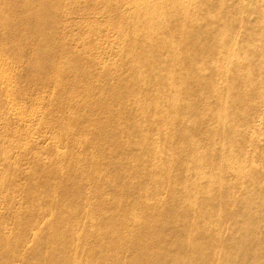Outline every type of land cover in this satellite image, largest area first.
I'll use <instances>...</instances> for the list:
<instances>
[{"label":"rangeland","instance_id":"1","mask_svg":"<svg viewBox=\"0 0 264 264\" xmlns=\"http://www.w3.org/2000/svg\"><path fill=\"white\" fill-rule=\"evenodd\" d=\"M174 1H183L192 17L187 21L190 24L189 35L183 38L168 37L170 34H163L162 30L163 35H160L159 28H154L156 31L147 32L145 35L130 38H126L117 28L110 29L114 20L119 18L118 15L129 17L136 12V5L129 0H112L107 8L108 14L102 11L95 12L97 0H64L62 6L66 13L62 19L64 25L59 35L50 39L41 33L21 34V29L29 18L28 13L24 12L25 7H29L27 4L21 3L24 10L19 7V0H7V4L3 5L4 8H9L4 18L9 24L6 28L0 26L1 56L3 61L11 65L6 68L11 71L9 68L13 66L15 73L8 84L11 92L9 91L7 96V88L0 86V240L3 242L4 237L6 238L5 245L2 244L3 253L13 252L21 257L16 264H35L36 257L33 251L38 245L35 236L40 232H43L42 234L48 232L54 219L55 208L51 211L49 202L53 201L55 207H59L60 202L58 204L55 202L60 200V193L69 192L72 189L70 181L76 174L82 172L90 174L92 180L86 183L85 187L83 185L87 199L85 210L90 211L92 205L104 202V214L115 211L116 204L108 201L113 195L122 194L120 190L114 192V188L118 189V186L113 182L119 178L121 171L130 178L140 179L146 185L144 187L151 190L159 185V180L163 176L162 172H159L156 174L157 177L153 178L155 170L146 169L151 163L163 171L174 173L173 175L185 170V167L188 168L185 174L189 178V183L184 186L186 190L182 194L186 198L178 207L184 211V215H189V220L181 222L179 217L177 222H174L180 213L178 211L173 217L166 218L163 231L167 233V239L161 242V245L154 244L149 250L130 238L137 230L129 226V231H123L124 241L120 243L123 250L120 264H170L159 260L154 249L172 248L175 244L184 243L200 244L197 237L193 238L199 234V231L194 230L198 221L196 219L198 211L206 213L201 220L204 219L203 224L206 223L208 226L206 231L209 238L202 244L206 247L211 245L209 256L205 260H200L194 250L187 249L186 257L171 258L176 259L174 264H211V260L214 261L218 253L224 251L221 240L236 238L240 229L251 224L249 217L244 216L240 210L250 202L259 201L264 192V178L259 172L261 167L264 169V131L253 132L246 127L248 119L256 127L264 126V115L260 114L264 108V95L261 93V87H264V56L263 51H260L264 39V20L259 21L253 0H240L246 7L252 5L251 10L243 13L236 6V2L230 0L231 5L220 7L230 13L231 24H235L234 30L231 32L223 29L222 34L218 35L211 32L212 25L219 24L218 20L215 16L206 15V5L195 0ZM157 4L159 3H153L155 6ZM148 8L144 7V10L148 11ZM243 19L244 21H241ZM145 20L146 17H141L139 25L142 26ZM193 21H196L194 25ZM166 40L170 44L182 41H189V44L186 50H178L170 48L169 45L165 46ZM228 40L229 45L225 44ZM149 41L155 45L150 46L151 44L147 43ZM54 42H66L68 47L55 53V60L52 63L56 64L55 66L64 69L79 56H84L87 60L86 63L91 68L88 71L90 81L96 82V86L86 99L74 101L70 97L74 88L84 93L86 89L82 85L80 88V85H72L66 81L47 80L48 67L45 69L42 63L49 57ZM128 42L135 44L137 52L141 54L125 55L122 52L124 47L121 46ZM202 43L209 48L206 53L210 55L206 56L208 58H201L196 54ZM72 50L78 53H73ZM169 57L185 58L182 59V64H170V71L166 74L176 75L177 79L182 80L169 81L164 95L162 89L158 87L163 83L164 75H161L152 81V85L150 84L153 94L146 97L145 85L151 83V79L148 82L147 77L142 76L144 74H138L141 71L140 58L147 61V66L156 68L155 65L162 66L164 60H168ZM186 71H190L189 76H186ZM171 87L173 92L168 95ZM252 88L253 90L259 88L254 91L255 97L251 96ZM115 91L120 95L119 99L115 96ZM160 95L164 105L157 109L155 116L150 114L151 112L145 115L152 104L161 99ZM167 96L173 97V100L176 97L188 101L179 107L189 113L184 118L185 126L188 128L194 126L195 118L198 117L202 124L206 123L213 131L223 123V118L228 113L236 120L238 127L242 126L241 130L246 135L241 136L243 137V140L240 139L241 147H227L223 136L215 139V135H212L214 137L210 135V138L208 133L205 135V146L199 150L191 147L189 143L182 144L184 140L174 128L176 123H168L169 119L175 118L173 112L176 110L173 107L175 104L166 106ZM118 104L124 105L125 114L129 113L132 116L135 114L133 118L122 119L121 114L112 118L109 110L115 112ZM102 107L105 108L101 109ZM73 109L81 112V116H74ZM84 112L89 113L88 121L83 118ZM144 116H150L151 120H146ZM86 122L88 130L82 132L81 127ZM132 124H136L140 131L145 129L152 131L151 144L147 142L146 147H140L128 154L123 149H127L125 144L130 141L127 129ZM65 127H69L70 134L61 136ZM118 129L121 130V134L115 142L111 137H115ZM91 134L92 137L89 136ZM164 136L172 137L171 142H166ZM103 141H106L104 145ZM211 142L212 145L209 146ZM200 151L205 153L210 179L209 177L205 179L206 168L196 162L195 157ZM245 154L246 159L243 158ZM142 155L146 159L139 162L137 158ZM158 155L157 160L155 157ZM75 157L80 158L83 163L80 170L71 160ZM194 166L195 169L189 171ZM135 168L139 169V174L135 172ZM220 168H224L225 171L221 175L222 179L219 177L220 183L217 184L213 181L220 174ZM40 172L43 177H40ZM248 173L252 174L251 178L247 175L248 182H251L249 190L247 186L244 187V175ZM253 179L259 181L255 187ZM8 181L11 184L9 190L4 189V184ZM163 181L166 182L161 185L162 192L149 193L150 199L161 196L165 202L169 198L170 183L167 178ZM220 184L225 188L230 208L214 210V200L219 194ZM199 192H202L205 200H202L198 207L194 197L199 195ZM152 210L154 209L147 205V208L140 210L142 213L137 215L151 213ZM102 218L103 216L98 214L88 219L81 227L95 226ZM239 222L242 224L240 228L231 225ZM211 223L214 226H211ZM257 225L264 229L263 222ZM67 228H70V225H67ZM245 234L244 242L239 246L248 247L254 253L260 254L259 264H264V247H257L253 241L252 230L245 231ZM87 243L91 244L89 239ZM105 245L107 249L105 251L111 252L109 245ZM234 249L232 245L230 249L228 247L231 253ZM146 253L149 256L144 260L143 256ZM71 254L76 255L74 252ZM102 261V264L111 263L107 257ZM216 263L224 264L222 260L220 263L217 260Z\"/></svg>","mask_w":264,"mask_h":264},{"label":"bare ground","instance_id":"2","mask_svg":"<svg viewBox=\"0 0 264 264\" xmlns=\"http://www.w3.org/2000/svg\"><path fill=\"white\" fill-rule=\"evenodd\" d=\"M20 6L23 10L24 7L21 5L27 4L29 7H25L24 12H27L29 15V18L26 19V22L23 26V29H21V34L25 33H34V34H42L44 37H47L50 39L51 37H55L59 35L61 27L63 24V17H65L66 13L62 9L64 0H19ZM196 2H200L201 4H204L207 6L205 8L206 15L208 14L210 17L215 16L218 25L214 23L212 25L211 32L222 34L223 29H227L228 31L233 32L234 25L231 24L230 21V13L227 10L221 9L220 6H227L226 4L231 5L229 2L230 0H195ZM114 2V1H113ZM121 1H118V3ZM129 2H134L136 5V12L134 14H131L129 17H125L123 15H118V19L114 20L112 26L110 29H118L121 34H123L126 38H130L132 36L139 37L140 35H145L147 32H151L154 30V28H159L160 35L163 34H170V36L174 37H186V35H189L188 30L190 29V24L187 23L188 20H190L192 17L190 13L187 11L186 6L183 5V1H174V0H129ZM159 3L156 6L153 5V3ZM236 6L240 8V12L243 13L245 11L251 10L252 5L249 7H246L243 3H241L240 0L236 1ZM255 3V10L258 14L259 21L264 20V1L262 0H253ZM112 0H97L96 4V11L100 13V11L109 13L107 11L108 5H111ZM233 3V1H232ZM7 4V0H0V26L2 28H6L9 24L7 20H5L6 13L9 8H4L3 5ZM224 4V5H223ZM93 6V4L91 5ZM144 7H149L147 10H144ZM221 9V10H220ZM14 10V9H13ZM16 10V9H15ZM91 11L90 9H87ZM86 10V11H87ZM113 11L111 7V12ZM17 15V13H16ZM205 15V16H206ZM146 17V20L144 21V24L141 26L139 23L141 22V17ZM20 17V16H17ZM164 17H168L169 19H165ZM243 17V16H241ZM242 19V18H241ZM241 21H244L241 20ZM90 23V22H88ZM196 23V21H193V25ZM91 25V23H90ZM154 26V27H153ZM109 27V26H108ZM163 31V34L161 32ZM156 31V30H154ZM20 32V31H19ZM23 32V33H22ZM237 34V33H236ZM213 35V34H210ZM264 38V37H263ZM55 40V39H54ZM231 40V39H230ZM230 40L226 41L225 44L229 45ZM55 45L52 46L51 53L49 57L44 60L42 63L43 66L46 69V66L48 67V73H46V78L49 81L54 82H63L66 81L72 85H80V88L83 86L86 91L84 93L76 91V88L71 90L70 97L77 101L80 98L86 99L92 88L96 86V82L93 83L90 80V66L86 63L87 60H85L84 56L82 57H76L74 58L70 65L67 67H59L55 66L56 64H52L55 60V53L59 49L68 48L66 42H54ZM151 44L150 46H154L153 42L149 41L147 42ZM163 42H161L162 44ZM189 44L188 42L182 41L180 43L170 44L169 41H164V45H169L170 48H176L180 50H186L187 46ZM163 45V44H162ZM121 47H124L122 49V52L125 55L131 54H141L137 52L135 44H131L130 42L124 43ZM179 47V48H177ZM157 49V48H156ZM209 48H207L206 44L199 45L197 48L196 54H198L201 58H205L206 56H210L209 54L206 55ZM260 51H263L264 56V39L263 44L261 45ZM73 53H78L74 50H72ZM2 52L0 50V86H4L7 88L6 90V96L8 92H11V89L9 90L8 84L10 82L12 74H14L13 66L8 68L11 65L3 61L2 59ZM76 55V54H75ZM191 57V53L189 54ZM188 56V54H187ZM186 56V57H187ZM4 57V56H3ZM136 57V55H135ZM208 58V57H206ZM172 57H169L168 60H164L162 66H156V68L147 66V61L142 60L140 58V72L138 74L147 77L148 85H145V96L149 97L152 95L151 85L152 81L154 82L157 77L160 78L161 75H164L163 83H160L158 85L159 89H162L163 94L165 95L167 92V83L169 81H180L182 80L177 79V76L172 75H166L167 72L170 71L169 67L170 64L173 65H179L182 64L181 57H176L172 59V62L170 61ZM48 60V63L46 61ZM205 60V59H204ZM28 61V60H27ZM171 63H170V62ZM57 61H55L56 63ZM132 66V64H130ZM69 68V69H68ZM251 71V70H250ZM142 73V74H141ZM186 76H189L186 71ZM40 74V73H39ZM245 74V73H244ZM187 78V77H186ZM11 83V82H10ZM151 84V85H150ZM82 85V86H81ZM264 86V85H263ZM259 88H253L250 90L251 96L255 97V90L257 91ZM158 90V89H157ZM117 91V90H116ZM115 96L117 99H119L120 95L116 93ZM156 92V91H155ZM159 93V91H157ZM172 87L169 89V94L172 93ZM264 95V87H261V93ZM10 94V93H9ZM10 96V95H9ZM12 96V94H11ZM144 96V97H145ZM193 96V95H192ZM165 99V104H168L166 106H169L170 104H175L174 111L175 118L172 117L168 120V123H176L175 131L177 130V134H180L183 138L182 144H188L191 147H194V149L199 150L206 141V134L208 133L209 137H214L212 135H215V139L223 136L225 139V142L227 144V147H241V140H243V137L245 134L241 130V127H238L236 120L231 118L228 113L223 118V123L216 127L215 130H210L206 123L202 124V122L198 119V117L195 118V124L192 128H188L185 126V119L189 113L185 110L179 108L183 106V104H187L188 101H182L179 98L175 97V100H173V97H169ZM12 98V97H11ZM161 99H158L157 102L153 103L150 107V110L146 111V114L151 112L150 114H157V109L164 105L162 104L164 101L162 100V97L160 95ZM11 99H9L10 102ZM175 101V102H174ZM14 102V101H13ZM16 102V101H15ZM186 102V103H185ZM17 103V102H16ZM13 103L11 102V105ZM181 104V105H180ZM10 105V103H9ZM17 105V104H16ZM118 104L115 112L112 110H109V113L111 114L112 118H115L117 114H121L120 117L122 119H129L133 118L132 114H125V107L124 105ZM14 106V104H13ZM105 107H102L101 109H104ZM15 111V110H14ZM74 116H81V112H79L77 109H73ZM35 113V112H34ZM33 113V114H34ZM88 112L83 113V118L88 121ZM261 115H264V108L260 111ZM260 115V117H261ZM150 117V116H149ZM144 116V118L148 121L151 119ZM21 119V118H20ZM168 119V118H167ZM26 120V119H25ZM12 122V121H11ZM10 122V123H11ZM25 125V124H24ZM136 124H132L128 126L127 134L130 136L129 142L125 144L127 149H123L124 151H127L128 154H131L134 150L140 149V147H146V143L149 142L151 144V133L150 129H145L143 131L138 130L136 127ZM245 126V125H244ZM246 127L249 130L257 131L261 130L264 131V126L258 125L257 127L253 125L252 121L250 119L246 122ZM69 127H65L62 129L61 136H65L67 134H70L68 131ZM206 129V131H205ZM209 129V130H208ZM82 132H87L88 130V122L84 123V125L81 127ZM164 131V130H163ZM205 131V132H204ZM115 133V132H114ZM174 133V134H176ZM211 133V134H210ZM115 137H111L113 140L115 139V142L118 141V135L121 134V130H116ZM101 135V134H99ZM93 136V134L89 135ZM246 136V135H245ZM166 142H171L172 137L164 136ZM210 137V138H211ZM241 139V140H240ZM103 141L102 145H104ZM209 142V140H208ZM214 144V143H213ZM209 146L212 145V142L208 144ZM205 146V145H204ZM203 148V147H202ZM104 149V148H103ZM102 152V150H101ZM159 155L155 157V159L158 160ZM243 158L246 159V154L243 155ZM80 158L75 157L72 160L73 164L78 167L77 169L80 170L83 163L79 160ZM139 162L145 161V157L142 155L141 157L137 158ZM196 162L201 163L203 168H206L205 172V179L206 177H209L210 179V171L208 170V164L205 162V153L203 151H200L197 157H195ZM88 163V162H86ZM85 164V163H84ZM101 165V164H100ZM122 166L123 163H120ZM191 166V165H190ZM196 166L192 167L189 171H192L195 169ZM262 168V167H261ZM259 169V172L262 174V178H264V169ZM116 169V168H114ZM147 170L153 171L155 170V173L153 174V178L157 177V173L162 172V177L159 180V185L156 188H153L151 190H147L145 184L142 183L140 179L130 178L128 174L124 172L119 173V178H116L113 182L117 184L118 189L114 188V192H118V190L122 191V194L117 193L116 195H113V198L110 199L111 203H115L114 209L112 213H104L103 214V208L105 207L104 202L98 203L95 206H91L90 211H86L85 208H87V199H86V189L84 191V187L86 186V183H90L91 176L90 174L85 173H79L76 174L74 179H72L70 182L72 184V189L69 190V192H63L60 193V200H56V204L60 202L59 207H55L53 201L49 202V205L51 207V211H53L54 219L52 224L50 225L48 232H45V234H42L43 232H40L38 235H36L37 240V247L34 249L33 253L36 257L35 264H102L103 259L105 257L109 258L111 263L110 264H120V261L123 257V250L121 248V244L124 241L123 231H129V226L134 227L137 232L134 233V235H131L130 238L135 239L138 243H141L142 246H145L147 248L146 250H149L151 246L154 244H160L161 242H164L165 239H167V233L163 231L165 219L170 217H173L176 213L180 212L179 215L175 218L174 222L178 220V218H181V222H187L189 220V215H184L183 212L179 209L178 205L184 201L186 196L184 197L182 194L186 188L184 187L186 183H189V178L186 176L185 172L188 170L187 167H185V170L179 172L178 174L173 175L174 173L163 171L161 168L157 167L156 164L151 163L148 167H146ZM135 172L137 174L140 173L139 169L135 168ZM220 174L215 178L213 181L214 183L219 184V177L222 179L221 175H223L225 169L220 168ZM259 174V173H258ZM171 175V177H168ZM248 177L251 178L252 174L249 173L244 175L245 184L244 187L249 190V187H251V182L249 183L247 180ZM250 175V176H249ZM44 175L42 172H40V177H43ZM152 178V174H150V179ZM167 178V180L170 183V187H168V191L170 192V196L167 200H163V197L159 196L154 199H150L149 193H161L162 188L161 185L166 182L163 181ZM249 178V179H250ZM92 181V180H91ZM163 181V182H162ZM244 181V180H243ZM242 181V183H243ZM240 184V183H239ZM259 184L258 179H253V186H257ZM4 189H10L11 184L10 181L6 182L4 184ZM47 186V185H46ZM3 188V187H2ZM47 188H49L47 186ZM256 189H254L255 191ZM219 194L217 197H215L214 200V210L218 209H229L230 206L228 204L227 197H226V191L222 184H220V188L218 189ZM61 192V189H60ZM200 194L194 197L196 199V206H200V202L202 200H205L204 196L202 195V192H199ZM119 194V195H118ZM46 196V194H43ZM161 195V194H160ZM261 197L259 201L257 202H250L248 203L244 209L240 210V212L244 216H248L251 221V224L249 226L244 227L243 229H240V233L237 235V237L234 239H222L221 244L224 247V251H221L218 253V256L213 260H211V264H217L216 261L218 260L219 263L222 260L224 264H259L260 261V254L257 252L254 253L251 249L239 246V244H242L244 242V235L245 231L252 230L254 233L253 241L256 242L258 245L257 247L261 248L264 247V229L261 227V225H257L260 222L264 223V192L261 194ZM68 201V202H67ZM246 201V200H245ZM244 201V202H245ZM194 203V202H193ZM147 205H150L154 210H152L151 213L146 214H140L139 216L137 213H142L140 210L147 208ZM160 211L162 215H159ZM157 212V213H156ZM100 214V216H103L100 223H96L95 226H89L88 228H82L81 226L83 223H85L88 219H92L94 216ZM204 211H198L196 213V219H198L195 229L199 231V234H196L193 236V238L197 237L200 244H182L177 245L175 244L172 248L166 247V248H155L154 252L158 253V258L161 261H165L166 263L174 264L176 262L175 260H171V258L177 256L180 258L186 257L185 253H187L188 250H194L195 255L199 256L200 260H205L208 258L211 245H208L206 247L203 243V241H208L209 233L206 231L207 224L204 223V219L201 220L202 217L205 216ZM32 215V214H31ZM186 216V217H181ZM233 219V218H232ZM234 220V219H233ZM240 223V224H239ZM231 224L236 226L237 228H240L242 226L241 222ZM177 224V223H176ZM211 226H214L213 223H211ZM67 225H70V228H67ZM264 226V225H263ZM249 228V229H248ZM261 228V229H260ZM244 231V232H243ZM24 236V234H23ZM22 236V240H23ZM90 240L91 244H88L87 241ZM92 241L93 244H92ZM212 241V240H211ZM0 264H16L20 260V256L17 254H13V252H2V244L5 245L6 238L4 237L3 242L0 240ZM209 243V242H208ZM109 245V249L111 252H106V245ZM81 245V246H80ZM235 247L234 250H228V247L230 249V246ZM78 251L79 254H78ZM72 252L76 253L75 256H72ZM149 255L144 254V260H147ZM176 258V257H175ZM199 260V259H198ZM29 264V263H28ZM33 264V263H30ZM181 264V263H178Z\"/></svg>","mask_w":264,"mask_h":264}]
</instances>
